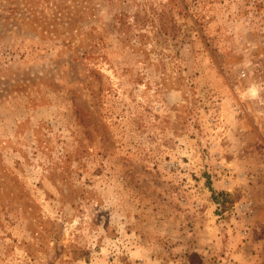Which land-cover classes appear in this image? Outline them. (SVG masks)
Returning <instances> with one entry per match:
<instances>
[{
  "label": "rangeland",
  "instance_id": "374dc122",
  "mask_svg": "<svg viewBox=\"0 0 264 264\" xmlns=\"http://www.w3.org/2000/svg\"><path fill=\"white\" fill-rule=\"evenodd\" d=\"M263 94L264 0H0V264H264Z\"/></svg>",
  "mask_w": 264,
  "mask_h": 264
},
{
  "label": "built area",
  "instance_id": "2783aa9c",
  "mask_svg": "<svg viewBox=\"0 0 264 264\" xmlns=\"http://www.w3.org/2000/svg\"><path fill=\"white\" fill-rule=\"evenodd\" d=\"M241 75L244 76L245 73L242 72ZM260 101H261V106L263 107V116H264V94L261 96ZM239 206H241L242 208H247V207H250L251 204L249 202H245V205L239 204Z\"/></svg>",
  "mask_w": 264,
  "mask_h": 264
}]
</instances>
